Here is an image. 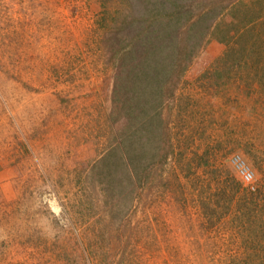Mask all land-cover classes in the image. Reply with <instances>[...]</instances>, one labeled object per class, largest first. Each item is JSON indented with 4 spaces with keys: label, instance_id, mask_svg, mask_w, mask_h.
<instances>
[{
    "label": "rangeland",
    "instance_id": "rangeland-1",
    "mask_svg": "<svg viewBox=\"0 0 264 264\" xmlns=\"http://www.w3.org/2000/svg\"><path fill=\"white\" fill-rule=\"evenodd\" d=\"M99 11V0H0V264H263L264 235L254 241L230 217H207L198 191L219 168L264 207V96L202 88L197 79L225 50L211 43L178 92L196 104L190 120L175 110L169 123L175 144L190 139L195 176L171 159L149 182L112 192L96 163L126 124L113 120ZM202 156L209 169L194 168Z\"/></svg>",
    "mask_w": 264,
    "mask_h": 264
},
{
    "label": "trees",
    "instance_id": "trees-1",
    "mask_svg": "<svg viewBox=\"0 0 264 264\" xmlns=\"http://www.w3.org/2000/svg\"><path fill=\"white\" fill-rule=\"evenodd\" d=\"M99 1L95 23L102 58L109 55L108 67L115 70L113 120L126 124L119 147L96 163L101 182L114 193H120L118 182L119 187L125 184L133 190L135 184L149 182L153 170L162 172L171 159L182 172H191L190 139L183 136L175 144L169 128L175 110L186 125L189 111L196 106L187 96L178 95L179 89L189 82L187 74L196 60L215 42L225 50L197 82L215 96L237 86L260 101L264 96V0ZM197 161L194 168L209 169L208 159L202 156ZM126 169L127 180L119 179L117 173ZM209 177L220 190L213 193L210 183L200 186L198 202L204 214L220 221L230 217L254 241L263 236L264 207L259 194L242 190L219 168L212 169ZM261 253L258 258L264 264Z\"/></svg>",
    "mask_w": 264,
    "mask_h": 264
},
{
    "label": "built area",
    "instance_id": "built-area-1",
    "mask_svg": "<svg viewBox=\"0 0 264 264\" xmlns=\"http://www.w3.org/2000/svg\"><path fill=\"white\" fill-rule=\"evenodd\" d=\"M232 165L239 173L243 183L247 186H252L254 180V173L250 169V167L242 160V158L239 156L234 157L232 159Z\"/></svg>",
    "mask_w": 264,
    "mask_h": 264
}]
</instances>
